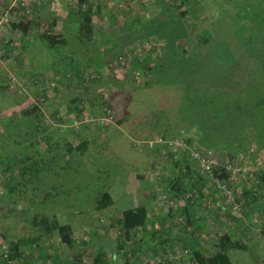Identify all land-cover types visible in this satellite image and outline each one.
<instances>
[{"label": "rangeland", "instance_id": "374dc122", "mask_svg": "<svg viewBox=\"0 0 264 264\" xmlns=\"http://www.w3.org/2000/svg\"><path fill=\"white\" fill-rule=\"evenodd\" d=\"M70 1L67 0L68 3ZM90 1L94 7L99 5V16L94 20V27L99 32L91 44L80 40L76 23L70 20L74 16V2L68 4L65 1L62 4L61 0H57L55 7L49 3L42 4L37 15L43 24L55 20L54 32L60 33V38L65 40L59 48L49 47L40 38V29L42 31L44 27L32 28L33 31L29 34H21L16 30L18 33L14 41L0 38V83H6V75L15 78L10 85L7 83L9 93L0 90V198L6 200L3 205L0 202V243H8L20 235L34 233V228L28 225L34 211L62 214L70 224L78 226L81 233L85 230L89 232L90 229L93 231L95 226L100 234L103 233L109 227L106 214L110 209H118L122 215L123 210L137 204L140 198L138 192L129 188L128 193H116L113 206L97 210L94 208L97 192L125 168L126 162L121 159V154L143 152L145 144L158 145L157 147L162 144L163 153L186 155L189 160L191 158L188 151L195 148L209 150L214 158L216 156L213 147L208 148L200 141L199 128L190 132V125L184 123V127L178 126L182 123L181 120V123L178 121L179 115L189 118L198 110V105L193 104V84L201 76L198 69H194L199 65L194 64L193 69L183 74L182 79L191 85L184 92L185 98H182L183 88L176 79L183 72V64L190 67L187 56L195 47L198 50L200 47L203 60L208 59L211 51L222 49L221 55L219 54L222 57L219 60L222 61L219 65L224 69L226 62L241 55L243 43L237 35L235 16L224 12L230 9L232 11V2L201 0L200 6L192 4L191 7L196 8L194 12H188L190 16L187 17V27L190 35L177 42L185 46V49L171 51L172 47L166 45L164 40L147 35V26L154 23L156 18H145L142 10L151 8L155 3L153 0ZM4 2L5 0H0V5ZM174 6L179 10L187 5L175 0ZM202 15L205 17H201ZM122 25L130 31L131 44L125 47L119 45L115 35L116 29ZM201 38L208 41L204 44L203 39L199 40ZM211 43L217 45L213 47ZM28 57L32 59L27 62ZM135 60L138 62L137 67H134ZM146 65L156 66L159 72L146 69ZM38 66L40 74H33V69ZM77 69L81 75L75 72ZM214 82L219 83L218 85L221 83L218 79H214ZM199 92L206 97L217 94L209 89ZM32 105H36L39 110L32 115H24L22 110ZM77 109H81V112ZM171 123L174 124L171 126ZM129 125L130 131L125 136V143L118 145L120 137L116 133H126ZM136 132L141 135L137 137ZM84 138L88 141L81 152L73 151L66 159H63L65 154L60 156L66 151L67 142L81 143ZM243 140L241 135L236 142H232L235 146L243 143L244 149L235 152L228 159L229 170L224 168L225 172L231 174L232 180L224 181L230 187L232 200L239 193L236 192L237 187L243 188L249 183L248 176L253 179L256 172L264 170V150L255 153L257 146L250 141L249 135L248 142ZM40 159L45 160L46 168L38 174L39 166L35 165V161ZM197 165L199 174L202 170ZM23 167H28L29 171L21 176ZM32 168L35 170L30 179L29 172ZM220 171L216 174L220 175ZM8 176L11 179H7ZM205 176V183L209 182L208 185L218 193L215 197L221 196L228 206L230 200L227 195L216 186L211 175L205 173ZM167 178H162L158 184L163 187L159 190L158 208L164 213L171 207L173 209L174 205L172 196L167 193ZM146 180L141 179L140 185L143 186ZM236 180L238 183L235 186L233 183ZM132 182L130 178L129 185ZM204 202L210 208L214 205L211 195ZM140 205H143V198ZM239 209L232 208L224 213L239 216ZM205 213L206 217L200 218L193 227V236H197L205 254L213 252L209 243L210 235L214 239L216 237L215 240L219 243L220 236L228 233L231 239L237 238L236 240L246 244L245 248L228 251L230 264H264V224L258 221V226L254 224L246 233L245 228L234 223V218L216 216L214 210L211 214L207 210ZM217 217H222L224 222L217 220ZM212 218L215 220L212 221ZM59 219L62 221L60 216ZM178 221L181 220L178 218ZM53 238L55 240L51 239L49 242L57 241L59 244L54 243L51 247L58 249L61 245L58 237ZM108 243L106 241L100 247L108 250ZM125 244L121 254L127 264H143V261L148 262L147 264H164V259H167L165 255L171 258L169 262L185 259H182L181 249L178 248L160 255L161 253H154L152 249L143 250L141 241Z\"/></svg>", "mask_w": 264, "mask_h": 264}, {"label": "trees", "instance_id": "16d2710c", "mask_svg": "<svg viewBox=\"0 0 264 264\" xmlns=\"http://www.w3.org/2000/svg\"><path fill=\"white\" fill-rule=\"evenodd\" d=\"M179 1L187 6L184 9L177 10L178 7L174 6L175 0H172V2L171 0H153L152 2L155 3L151 5L152 7L150 6L151 8H145L146 11H144L143 14L146 16L145 18L150 20L156 18L154 23L152 22L147 26L149 29L147 35H154L157 39L164 40L166 45L172 47L171 51H175L177 48L185 49V46L183 47L181 43L177 42L187 39L190 35L187 27V17L190 16L188 12L190 10L194 12L196 8L194 6L191 7V5L195 3L200 6L201 4V0ZM230 1L233 4L232 11L230 9L224 12L235 16L234 20L237 22L238 28L237 35L241 43H243L241 55L236 58L233 57L226 62L227 66L226 69H224L223 66L219 65V62L222 61L219 60L222 58L220 56L222 49L218 48L219 50L215 49L211 51V54L208 55V59L205 58L206 60H203L204 55L200 53V47L199 50L195 47L187 56L189 63H191L190 67H186L187 65L183 64V72L179 75L180 78L176 79L178 84L182 86L183 93L186 92V90L191 88V85L187 80L184 81V79H182L183 74L190 71L194 64L199 65L197 68L194 65V69H198L201 76L199 80L195 81L193 84L195 88L193 104L198 105V110L194 112V115L191 114L189 118L186 115L183 116V118L179 115L178 121L180 122L181 120L182 123L180 122L181 125H178V123L176 125L179 127L183 126L182 124L184 123L185 125H190L188 127V131L190 132L199 128L201 133L200 141L204 145L209 146L208 148L213 147L215 149L216 156L214 159L217 165L215 164L212 168L213 173L217 175L216 173L222 170L220 171V175L217 176L225 181L228 180L231 174L225 172L223 165L227 164L228 159L233 157L235 152L244 149L243 143L235 146L232 145V142H236L241 135H243V142H248L247 139L249 135L250 141L255 143L258 148L264 147V0ZM7 3L8 0H5L0 6H7ZM169 7H174V10L170 11L171 8L169 9ZM74 9V16L71 17L70 20L76 23L80 40L82 42H88L89 44L93 43V39L97 37V33L99 32V30H96L94 27V17L99 12V5L93 7L91 1L75 0ZM191 15L194 14L191 13ZM201 17L204 18L205 16L202 15ZM20 18L21 17H18L8 24V29L6 31L8 41H14L16 37L14 30H18L21 34H25L28 32L29 28L32 29L37 27V29H40L44 27V30L41 31L40 29L39 36L48 43L49 47L57 49L59 45L65 43V40L60 38L61 34L54 32V19L50 23L43 24L32 12L24 13L22 18ZM129 32V29L123 25L116 29L115 35L120 46L125 47L131 42ZM202 39L204 44L208 41L206 38H201L199 40ZM211 45L215 47L217 44L211 43ZM28 61L29 59L27 62ZM134 65V67H137V60H135ZM145 68L151 70L155 69L156 72H159L156 66L149 67V65H146ZM75 72L81 75L79 69ZM10 76L11 75H6V84L0 83V90H6L9 87L7 83L10 85ZM213 78L218 79V82H221L220 85H218L219 83H215ZM207 89L217 94L212 97H206L200 94L199 91ZM185 97L186 94L184 93L182 98ZM37 110H39L38 107L32 105L30 108L23 109L22 113L29 116ZM77 110L81 112V109ZM184 118H188V120ZM173 124L174 123H171V126ZM87 141L88 139L84 138L83 141L77 145H72L71 142H67L66 151L64 152L69 154L73 151L77 153L81 152L85 148ZM190 161H193L195 165H197L196 161L192 158ZM35 165L39 166V169H41L40 171L36 169L38 174L45 171V160H36ZM190 167V164L184 166L183 169L179 167V170L176 171L172 177L167 178V192L172 195V198L174 196L184 197L187 204H192L190 199H192L191 192L193 188H195L196 184H202L201 182H203L205 178V176H200V174L197 175V178L194 177L196 173L193 172ZM198 168L200 169L199 166ZM34 170L35 168H32L29 172L30 179L32 178ZM28 171V167H23L20 175L22 176ZM200 172L202 173L201 175H205L204 172ZM251 174L254 176L253 173ZM246 177H244V180H246ZM248 178L249 180L247 181L249 183L245 185L247 191H244V194L248 199L247 201L251 204L255 202L258 196L261 198L264 197V171L261 170L256 172L253 179L249 176ZM7 179H11V177ZM9 182L8 180V185ZM13 188L14 186H12L11 190H13ZM256 194L258 196H256ZM246 195L250 196V198ZM5 201L6 200L0 198L1 205H3ZM14 202H12V204ZM112 203L113 200L110 194L107 191H102L95 199L94 208L97 210L103 209ZM146 220L147 210L143 205L123 211L117 223L120 225L122 231L121 235L124 236L125 242L127 241L125 237L131 238L133 236V234H131L133 233L132 231L137 227H142ZM96 224H98V222ZM28 225L34 228V233L24 236L20 235L8 243H0L1 264L5 262L4 254L6 253L11 260L10 264H79L81 262L79 258L80 254L79 257L78 254H74L72 259H65L50 253L53 248L51 247L52 245L49 244V241L51 239L54 240V236L58 237L57 240L67 248H71L75 245V240L73 238L74 228L72 225L68 223L63 224L56 214H46L37 211L33 212ZM97 230L98 227L95 226L93 231H95L96 234H98ZM152 232L157 231L153 230ZM135 241L134 237L132 242ZM98 243L99 245L103 244L102 241ZM83 245L85 246L86 243H83ZM245 246L246 244L241 241L231 239L230 234L227 233L220 236L218 249L211 254L206 255L203 251L194 246L191 253L192 260L195 264H230L228 251L234 248H245ZM181 251H183V249H181ZM100 263H102L101 259L98 253H96V260H92L91 264Z\"/></svg>", "mask_w": 264, "mask_h": 264}, {"label": "crops", "instance_id": "0c3cea01", "mask_svg": "<svg viewBox=\"0 0 264 264\" xmlns=\"http://www.w3.org/2000/svg\"><path fill=\"white\" fill-rule=\"evenodd\" d=\"M65 1L67 2V0H61L62 4H64ZM70 2L75 3V0L74 1L71 0ZM42 4L45 3L34 4L33 14L35 17H38L37 15H39L40 9H42L41 7L43 6ZM45 6L47 7V5ZM144 11H146L145 8L142 10L143 14ZM97 16H99V14H96L95 17ZM17 31L14 30L16 35L18 33ZM32 31L33 29L29 28L27 33L28 34L32 33ZM6 36H7L6 32L0 33V38H5V41L6 40L8 41ZM27 41L22 43L21 45H24L25 43H27ZM28 59L31 60L32 57L31 58L28 57ZM35 59H37V57H35ZM39 68L40 67L38 66L35 69H33L35 72V73L33 72V74H37V73L40 74ZM39 74L38 76H40ZM0 78H1V74H0ZM6 91L8 93L10 92L8 88L6 89ZM118 130L120 131L121 128H118ZM128 131H130V125L128 126L126 133L124 132L116 133V135L120 137L118 145H121L122 142L125 143V138H126L125 136L128 133ZM135 135L139 137L141 134L136 132ZM144 139L145 138L143 137V142H145ZM77 144L78 142L72 143V145H77ZM129 145H131V142H129ZM157 146L158 145L152 146L151 144L150 145L145 144V146L143 147V152L135 153L129 150L131 153L134 154L131 153L129 155L121 154V159L126 162L125 168L119 171L118 174H115V176H113L112 181L108 182V185L102 186V189L97 192L99 194L102 191H107L113 200V203L109 206H113L115 204L114 197L116 193L119 192L121 195L124 193H128L129 188L134 189L135 192H138L140 200L137 201V204H133L128 209H134L140 206L141 198H143V206L147 210V220L145 224L142 227H137L136 229H134L132 231L133 233H131L133 234L131 238L125 237V239L127 240L125 242L124 236L121 235L122 231L120 229V225L117 223V220L122 216L118 209L117 210L110 209L109 212L106 214L108 215L109 227L108 229H105L101 234L99 230H97L98 234H96L95 231H91L92 229H90V231L88 232L83 227L82 228L85 230V232L81 233L78 226H74L70 224L68 222V219H64L62 217V214L60 215L56 214L58 218L59 216L61 217L62 219L61 222H63V224L68 223L73 226L74 228L73 238L75 240V245L71 248H67L64 244L60 243L62 246L60 245L58 249L53 247L54 251H50L52 255L54 256L57 255L65 259H72L74 254H78V257L80 254L79 258L81 262L79 264H91L92 260L94 259L96 260V253H98L101 262L104 264H127L125 258L123 257V254H121L122 253L121 251L124 250V248L126 247L125 243L132 242L133 238L135 237V240L141 241L143 250L145 249L151 251L152 249L154 253H161L160 255H162V253H168L171 250H174V248L183 249V251L185 249H188V252H185L188 254H185L183 251H180L181 252L180 254L182 255V259L185 258L184 260L181 261L180 259L178 261H175V263L169 262L171 258L169 257V255H165L167 259H164L165 261L164 264H195L194 261L192 260V255H191L192 247L194 248V246H196L201 251H203V248L201 247V244L198 243L199 240L197 239V236L196 235L193 236L194 233L193 227L199 222L200 218L206 217L205 210H207L210 214L211 211L214 210L216 216L221 215L223 217L225 215L224 211L227 210L229 211L230 209H232V204L230 203L227 206L224 203L223 198L221 196L215 197L218 196V193H216L215 190L212 189L210 185H208L209 182L205 183V179L207 177L205 175H201L202 173L199 172L200 176H205V178L203 182H201L202 184H196L195 188H193V191L191 192L192 199H190L191 200L190 202H192V204H187L185 198L182 196H174L172 198L173 199L172 203L174 204L173 209L171 207L168 212L166 213L161 212V210H159L158 208L159 206L158 202H160L159 197L161 193L159 190L160 187L161 189H163L162 186L160 187L158 186V184H160V180L162 178L172 177L173 174L179 170L178 169L179 167L183 169L184 166H187L189 164L193 172L196 173L194 177H197V175L199 174L197 167L193 165V163L187 158L186 155H176L175 153L166 154L163 153L162 144L159 145V147ZM261 149L264 150V147L261 148L256 147L255 153H257L258 151H262ZM132 150L135 151L133 148ZM64 154L65 157L63 159L70 157L69 156L70 154L64 151L60 154V156H64ZM130 178H132L133 181L132 185H129ZM141 179L143 180L147 179L146 183L143 184V186H141L139 183ZM228 180L229 181L232 180L231 177H229ZM237 183L238 182L236 180L233 184H235L236 186ZM166 188L168 189V183ZM244 191H247L246 186H244L243 188H240L238 186L236 192L239 193H237L236 197L234 198L236 201L241 203L239 209L240 215L239 216L231 215L232 216L231 217L229 213H227L224 217L227 218V216H229L230 218H234L233 219L234 223L237 226L239 225L245 228V232L248 233V231L251 229V227L254 224L256 225L258 224V221H260L262 225L264 224V197L261 198L256 194L258 198L255 199L254 203L251 201L252 203L250 204V202L247 201L248 199L245 197ZM209 195H211V197L214 199V205L211 208L207 207L204 202ZM248 197L250 198V196ZM233 213L237 214L236 212ZM222 217L221 219L217 217V220L224 222L223 219L224 217L223 218ZM175 218H177V220H175ZM178 218L181 220L180 222L178 221ZM214 220L215 218H212V221ZM87 223L89 224V221ZM199 226L200 225H198V228ZM112 227H114L115 229L113 230ZM153 230L157 232H152ZM209 238H211L209 239L210 240L209 243L210 245H212L213 252H215L218 249V241H216L215 240L216 237L214 239L212 235H210ZM234 239L236 240L237 238ZM100 241H102L103 243L109 241L108 246H106V248L109 247L108 250L100 247L101 245H99L98 243ZM54 243L57 245L59 244L57 243V241L49 242L50 245H53ZM83 243H86V245L84 246ZM213 252H210L208 254H211ZM88 260H90L89 263ZM147 263L148 262L143 261V264H147Z\"/></svg>", "mask_w": 264, "mask_h": 264}, {"label": "built area", "instance_id": "2783aa9c", "mask_svg": "<svg viewBox=\"0 0 264 264\" xmlns=\"http://www.w3.org/2000/svg\"><path fill=\"white\" fill-rule=\"evenodd\" d=\"M40 3H49L50 6L55 7L58 2L57 0H9L7 3V6H0V33L6 32L8 29V24L16 20V18L21 17L24 13H33L34 10V4H40ZM20 18V19H21ZM11 81H13L15 78L11 75ZM10 81V82H11ZM178 144H180L178 142ZM252 148V147H251ZM189 156L196 161L198 166H200L201 170L204 173H207L214 179L216 186L223 191L227 197L228 200H230V203L232 204L233 209H239L240 208V202H236L235 199L232 200V197H230V192H229V186L227 183L224 181V179L218 178L214 173L212 168L217 165L214 155L209 150H201L198 148H195V150H190L188 151ZM223 167L228 170L230 169V166L223 165ZM234 171V169H231ZM234 174V173H232ZM233 203H232V201ZM188 252V249L184 250V253ZM188 254V253H185ZM176 256H178V251H176ZM5 257V262L4 264H10L11 260L8 258L7 253L4 254Z\"/></svg>", "mask_w": 264, "mask_h": 264}]
</instances>
